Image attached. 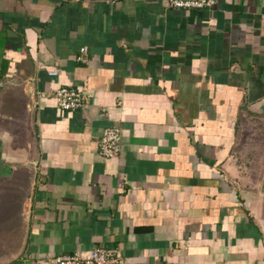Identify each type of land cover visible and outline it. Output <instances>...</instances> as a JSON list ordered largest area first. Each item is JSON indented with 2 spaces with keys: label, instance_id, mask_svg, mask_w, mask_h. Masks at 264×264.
<instances>
[{
  "label": "crops",
  "instance_id": "obj_1",
  "mask_svg": "<svg viewBox=\"0 0 264 264\" xmlns=\"http://www.w3.org/2000/svg\"><path fill=\"white\" fill-rule=\"evenodd\" d=\"M97 246L264 264V0H0V264Z\"/></svg>",
  "mask_w": 264,
  "mask_h": 264
},
{
  "label": "built area",
  "instance_id": "obj_2",
  "mask_svg": "<svg viewBox=\"0 0 264 264\" xmlns=\"http://www.w3.org/2000/svg\"><path fill=\"white\" fill-rule=\"evenodd\" d=\"M179 9L211 7L216 0H162ZM87 49L83 47L77 56L79 61H87ZM53 97L61 109L78 110L89 106L91 92L86 87L62 86L53 92ZM123 131L118 126L107 127L99 142V153L106 158L121 154ZM45 264H128L119 248L97 246L89 254L78 251L66 255L47 256Z\"/></svg>",
  "mask_w": 264,
  "mask_h": 264
}]
</instances>
